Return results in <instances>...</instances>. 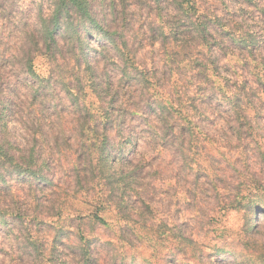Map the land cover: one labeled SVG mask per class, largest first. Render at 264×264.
<instances>
[{
  "label": "clouds",
  "instance_id": "clouds-1",
  "mask_svg": "<svg viewBox=\"0 0 264 264\" xmlns=\"http://www.w3.org/2000/svg\"><path fill=\"white\" fill-rule=\"evenodd\" d=\"M0 264H264V0H0Z\"/></svg>",
  "mask_w": 264,
  "mask_h": 264
}]
</instances>
